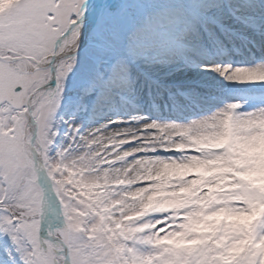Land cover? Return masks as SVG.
<instances>
[{
	"label": "snow or ice",
	"instance_id": "obj_1",
	"mask_svg": "<svg viewBox=\"0 0 264 264\" xmlns=\"http://www.w3.org/2000/svg\"><path fill=\"white\" fill-rule=\"evenodd\" d=\"M234 25L264 48V0H12L0 8V264H264V216L177 246L183 213L129 207L151 180L123 178L125 165L144 157L161 167L223 159L218 146L177 141L210 128L248 135L264 124V95L220 94L207 83L169 90L173 100L204 101L187 119L120 107L138 87L164 90L152 79L157 68L197 67L264 92V53L251 64L215 62L241 37ZM239 172L229 198L247 211L261 193Z\"/></svg>",
	"mask_w": 264,
	"mask_h": 264
},
{
	"label": "rangeland",
	"instance_id": "obj_2",
	"mask_svg": "<svg viewBox=\"0 0 264 264\" xmlns=\"http://www.w3.org/2000/svg\"><path fill=\"white\" fill-rule=\"evenodd\" d=\"M12 0H0V8L10 4ZM256 19H260L257 15ZM241 34L235 43L225 42L227 54L217 56V63H232L231 58L237 54L243 58H251L252 62L259 57L254 50V45L243 39L246 29L241 25H234ZM88 33L82 48L87 46ZM259 52L264 53V48L259 47ZM235 53V54H234ZM230 60H228V59ZM185 70L196 69L197 67L183 68ZM166 73V72H165ZM158 68L152 71V79L158 80L165 86L164 90L153 88L151 92L147 87L137 88L136 92L121 102L120 107L129 114H140L148 116L150 119H187L198 114V108L204 105L202 99L193 96L186 99L177 96L175 100L169 96V90L173 93L177 89L188 90L194 83H207L213 85L220 94L237 92L241 94L244 86L218 87L212 77L201 79L199 76L169 75ZM209 74V73H208ZM203 76V75H202ZM218 81V80H217ZM218 85V86H217ZM67 96L74 95V91L69 84L66 88ZM252 99H258L261 95L253 93L245 94ZM80 119H91V114L79 113ZM67 118V114L65 116ZM114 118V117H113ZM211 128L207 130L204 137L199 140H188L184 137L178 143H184L190 147L204 148L209 145L218 146L228 153V156L218 160H206L202 157H195V164L189 166V173L182 168L166 173L164 167L157 170L149 167L148 157L142 161L133 162L130 166L125 165L133 175L129 177L124 174L126 183H139L141 180L150 179L151 183L144 189L135 190L139 193L133 198L129 207L143 212L151 211H171L174 216L183 213L184 223L182 230L173 237L177 246L190 244L187 236L193 234L214 233L223 227L229 231H243L252 225L260 216H264V163L255 155H250L242 149L244 144L243 135H234L229 127H225L220 133L215 135L216 140L209 135ZM195 135V133H190ZM249 135V134H248ZM246 136V135H245ZM243 139V140H242ZM186 160V159H185ZM240 170L239 175L252 187L261 193V198L250 203L247 211H241L231 207L229 193L234 189L232 175ZM144 177V179H143ZM79 176H73V180L79 181ZM189 189L190 191H184ZM82 194L88 198L89 189L86 185L80 186ZM96 189L93 190V193ZM151 205V207H147ZM168 205L167 207H161Z\"/></svg>",
	"mask_w": 264,
	"mask_h": 264
},
{
	"label": "bare ground",
	"instance_id": "obj_3",
	"mask_svg": "<svg viewBox=\"0 0 264 264\" xmlns=\"http://www.w3.org/2000/svg\"><path fill=\"white\" fill-rule=\"evenodd\" d=\"M261 19H256V24L259 25L261 23ZM86 34L87 32H85L82 35V40L85 41L86 40ZM259 45L254 46V50L256 55L260 56L261 52H259ZM235 54V53H234ZM234 58H231V62L233 65H238V64H251L254 63L252 62V59L250 58H243L237 54L233 55ZM228 59V58H227ZM230 60V59H228ZM159 70H162V72H166L165 74H169L172 76L176 75L178 77H182V76H199L201 77V79H205V78H209V75L212 77L213 81L216 82V84H218V87H229V86H235V85H228L226 84V82L223 81L222 78L218 77L215 73H203L202 71H197L196 69H191V70H185V69H179L176 71H172L171 69L168 68H158ZM203 75V76H202ZM218 80V81H217ZM246 87L245 89H242L241 94H248V93H253L256 95H261L264 94V92H261V90L259 88L256 87H252V86H244ZM220 133V129H212L211 132H209V134H211V137L214 138L215 135ZM217 138V137H215ZM214 138V140H216ZM244 138V144L241 146L243 150H245V152L247 154L250 155H255L257 156V158H261L259 159L260 161H262L261 164L264 163V124H261L257 127L256 130H254L251 134L249 135H243ZM243 140V139H242ZM163 154V153H162ZM146 158V157H144ZM144 158H141L140 161H142ZM148 163H146L147 165L152 166V168H154L155 170H157L159 167H161V162L158 158H154V157H148ZM192 162L195 164L194 158H186V160L183 161H168L167 162V166L164 167L161 171L163 172V170L166 173H169L171 171H175L179 168H182L184 170V172H188L189 173V166L192 165ZM188 166V167H186ZM151 168V167H150ZM135 173L131 174V171L128 169V172L126 173V176H130L133 175ZM144 179V177H143Z\"/></svg>",
	"mask_w": 264,
	"mask_h": 264
},
{
	"label": "clouds",
	"instance_id": "obj_4",
	"mask_svg": "<svg viewBox=\"0 0 264 264\" xmlns=\"http://www.w3.org/2000/svg\"><path fill=\"white\" fill-rule=\"evenodd\" d=\"M191 122V121H190ZM188 167V166H186ZM184 191H190L189 189H185ZM168 205H162L161 207H167ZM147 207H151V205H148Z\"/></svg>",
	"mask_w": 264,
	"mask_h": 264
}]
</instances>
